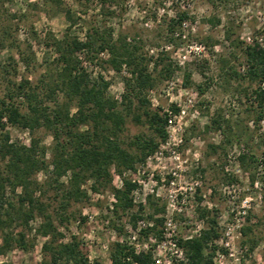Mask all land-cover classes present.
Here are the masks:
<instances>
[{"label":"rangeland","instance_id":"rangeland-1","mask_svg":"<svg viewBox=\"0 0 264 264\" xmlns=\"http://www.w3.org/2000/svg\"><path fill=\"white\" fill-rule=\"evenodd\" d=\"M64 9L79 20L69 26ZM106 11L96 0H0V98L20 80L42 86L43 75L53 69V38L83 40L90 27L105 26L114 39H126L143 54L155 79L154 87L143 93L149 110L167 115L166 138L155 153L121 177L111 168L109 185L87 177L80 184L83 195L70 200L65 211L60 202L68 174L60 178V190L53 176H33L63 241L75 236L88 259L101 264H109V247L116 240L152 252L157 264H185L173 243L197 235L213 219L219 236L212 264H264V104L259 107L254 98L255 90L264 96V80L248 76L245 58L246 47L264 42V0H121L108 10L112 14ZM181 13L186 18L169 31L170 20ZM193 45L203 50L195 53ZM78 56L91 77L100 75L108 82L107 95L119 101L126 70L115 73ZM166 63L172 69L169 78L159 74ZM45 103L51 106L47 99ZM118 110L124 116L118 133L123 147L138 135L159 140L136 101L129 110L120 103ZM5 130L11 141L24 145L36 139L46 149L51 170L50 133L10 125ZM122 178L137 185L130 194L133 207L114 212L112 189L121 187ZM136 214L140 218L133 220ZM151 215L162 219L155 228L161 232L159 240L139 232L153 225ZM60 216L67 221L60 224ZM39 223L35 218L29 222L31 231L25 229L31 247L12 248L0 256V264L48 260L43 249L48 238L35 231ZM12 227L15 233L21 230L17 223Z\"/></svg>","mask_w":264,"mask_h":264},{"label":"trees","instance_id":"trees-1","mask_svg":"<svg viewBox=\"0 0 264 264\" xmlns=\"http://www.w3.org/2000/svg\"><path fill=\"white\" fill-rule=\"evenodd\" d=\"M96 1L100 9H107L109 14H112L108 11L112 6L121 3V0ZM63 14L69 26L79 20L71 9H64ZM185 18L184 13L176 14L175 19L170 20L168 30L172 31ZM50 46L55 53L53 69L43 75L42 86H30L27 80H20L12 83L0 98V256L14 247L24 251L31 247L25 229L31 231L29 222L39 218L35 231L48 238L43 249L49 254L48 260L40 264H101L88 259L82 243L75 236H71L68 242L63 241V235L53 224L48 208L40 200L41 186L33 176L38 172L53 176L55 187L60 190L63 185L59 180L68 174V186L62 190L60 202V209L65 211L70 200L77 201L83 195L80 184L87 177L97 184L109 185L111 168L121 177L123 171H133L136 164L144 163L148 156L155 153L159 143L166 138L167 115L150 111V103L143 94L155 85L149 63L135 44L119 36L114 39L110 27H90L83 40L69 35L61 39L53 38ZM79 54H83L89 63H103L115 73L126 70L127 77L124 78L119 101L107 95L109 84L102 76L91 77L83 67ZM100 54H106L105 59H101ZM245 58L248 76L264 80V48L259 45L246 47ZM160 62H163L162 59ZM157 66L154 63V68ZM171 73V65L162 64L160 76L169 78ZM188 79L186 74L185 86L189 83ZM263 97L262 92L254 91L259 107L264 104ZM46 99L51 106L45 103ZM133 101L140 106L158 141L138 135L127 147L122 146L118 133L122 131L124 116L118 106L121 103L129 110ZM172 110L175 108L172 107ZM135 121L139 123L140 117L136 116ZM7 125L26 129L30 133L39 128L50 133L54 141L51 170L45 160V147L33 138L28 145L11 141L5 130ZM136 186L135 182L122 178L121 187L112 189L114 212L117 209L125 212L133 207L130 194ZM139 210H142L141 205ZM201 216H205V211ZM138 218L137 214L132 216L133 220ZM149 218L153 225L139 232L144 236L152 233L159 240L161 232L155 228L161 225L162 219L153 215ZM63 221L67 218L60 216L59 223L63 224ZM207 222L208 225L197 235L177 241L185 264H212L216 250L214 241L219 235L215 220ZM14 223L21 226L16 233L12 227ZM117 230L121 231L120 228ZM244 231L245 228H242L241 232ZM109 264H155V260L151 252L135 251L126 242L116 240L109 247Z\"/></svg>","mask_w":264,"mask_h":264},{"label":"built area","instance_id":"built-area-1","mask_svg":"<svg viewBox=\"0 0 264 264\" xmlns=\"http://www.w3.org/2000/svg\"><path fill=\"white\" fill-rule=\"evenodd\" d=\"M248 40H249V39H248ZM252 45H254V44H252ZM259 46H261V47L264 48V42L261 43V44H259ZM190 50H194L195 53H199V52H201V51L203 50V46H202V45H193V47H190ZM131 182H134V181H131ZM229 234H230V232L227 231V232H226V235L229 236ZM173 246H176V247L179 248V246L177 245V242H176V243H173ZM133 248H134V247H133ZM134 249H135V248H134ZM179 249H180V253L183 255V252H182L181 248H179ZM135 251H144V250H138V249H135ZM144 252H146V251H144ZM151 253H152V252H151ZM152 255H153V254H152ZM153 258H154V260H155V264H157V260L155 259L154 256H153ZM183 259H184V255H183ZM184 261H185V259H184Z\"/></svg>","mask_w":264,"mask_h":264}]
</instances>
